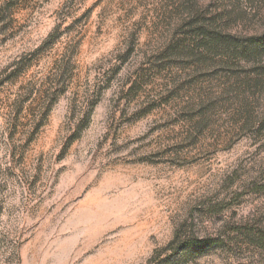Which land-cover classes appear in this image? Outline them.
Masks as SVG:
<instances>
[{
  "label": "rangeland",
  "instance_id": "obj_1",
  "mask_svg": "<svg viewBox=\"0 0 264 264\" xmlns=\"http://www.w3.org/2000/svg\"><path fill=\"white\" fill-rule=\"evenodd\" d=\"M0 264H264V0H0Z\"/></svg>",
  "mask_w": 264,
  "mask_h": 264
}]
</instances>
